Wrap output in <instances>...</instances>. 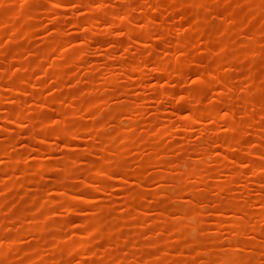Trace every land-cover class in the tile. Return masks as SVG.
<instances>
[{
	"label": "rangeland",
	"instance_id": "1",
	"mask_svg": "<svg viewBox=\"0 0 264 264\" xmlns=\"http://www.w3.org/2000/svg\"><path fill=\"white\" fill-rule=\"evenodd\" d=\"M0 264H264V0H0Z\"/></svg>",
	"mask_w": 264,
	"mask_h": 264
}]
</instances>
